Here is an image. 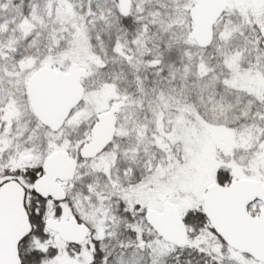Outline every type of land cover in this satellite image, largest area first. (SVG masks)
<instances>
[{
  "label": "snow or ice",
  "instance_id": "snow-or-ice-1",
  "mask_svg": "<svg viewBox=\"0 0 264 264\" xmlns=\"http://www.w3.org/2000/svg\"><path fill=\"white\" fill-rule=\"evenodd\" d=\"M0 264H264V0H0Z\"/></svg>",
  "mask_w": 264,
  "mask_h": 264
}]
</instances>
